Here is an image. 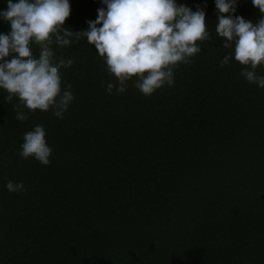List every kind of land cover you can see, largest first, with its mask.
<instances>
[{
	"label": "trees",
	"instance_id": "16d2710c",
	"mask_svg": "<svg viewBox=\"0 0 264 264\" xmlns=\"http://www.w3.org/2000/svg\"><path fill=\"white\" fill-rule=\"evenodd\" d=\"M69 2L63 26L73 31L102 7ZM206 5L210 38L151 95L135 76L109 94L115 77L84 38L54 51L73 60L59 70L74 96L62 119L0 90V264H264V88L235 60L219 66L232 48L215 35L213 0ZM235 14L261 15L251 0H238ZM36 124L52 149L46 166L18 155ZM8 180L24 190L7 191Z\"/></svg>",
	"mask_w": 264,
	"mask_h": 264
},
{
	"label": "clouds",
	"instance_id": "9594fccd",
	"mask_svg": "<svg viewBox=\"0 0 264 264\" xmlns=\"http://www.w3.org/2000/svg\"><path fill=\"white\" fill-rule=\"evenodd\" d=\"M96 17L85 21L87 27L73 31L64 27L70 15L69 0H4L0 22L8 25L0 32V90L5 101L16 97L29 111L52 109L63 118L74 96L70 85L61 89L60 69L73 64L72 59L54 57L55 48L70 46L84 38L94 46L116 83H107L111 94L126 91V82L143 95H151L163 86L173 84V67L189 63L200 51L198 41L210 38L206 30L204 7H191L178 0H99ZM216 11L215 35L222 46L232 51L220 60V67L235 60L241 76L249 83L264 88V76L257 75V66L264 67V0H251L261 13L253 22L235 14L238 0H213ZM39 47L33 54L31 45ZM18 121L27 119L22 109H15ZM43 125L36 124L23 134L18 155L32 157L48 165L51 146L46 143ZM9 192H22L23 182L8 180Z\"/></svg>",
	"mask_w": 264,
	"mask_h": 264
}]
</instances>
